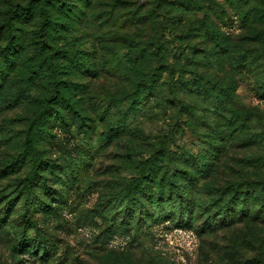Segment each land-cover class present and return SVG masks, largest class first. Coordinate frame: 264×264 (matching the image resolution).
<instances>
[{"label":"rangeland","instance_id":"374dc122","mask_svg":"<svg viewBox=\"0 0 264 264\" xmlns=\"http://www.w3.org/2000/svg\"><path fill=\"white\" fill-rule=\"evenodd\" d=\"M28 1L0 0V22L10 2ZM70 1L86 14L72 29L56 38L45 33L42 49L38 45L44 34H40L39 19L35 18L34 23L25 25L24 32L18 31L22 39L10 56L0 54V264H250L248 260L257 257L264 264V224L239 222L206 231L201 227L208 216L199 215L197 207L190 222L158 220L138 233L135 227L129 233L109 230L101 215L125 183L138 176L139 160L161 142L167 143L179 160L185 155L208 157L207 149L225 126H218L201 96L182 89V79L189 80L194 90L201 86L234 89L232 103L237 109L256 107L259 114L243 135L227 141L217 153L215 171L209 179L199 181L192 195L196 203L208 205L217 198L218 189L249 172L264 174V161H259L264 157V96L255 78L264 67V25L259 39H253L223 0H199L202 10L215 7L222 11L221 19L216 13L212 18L228 34L229 50L224 53L219 49L224 54L217 60L216 45L202 29L199 21L203 15L194 7L195 0H89L88 6L80 0ZM174 15H180V20ZM177 21L181 25L175 34H165L170 38L164 41L169 50L167 61L189 63L190 72L180 70L174 78L165 72L156 95L135 106L136 75L131 71L135 48L122 35L135 37L140 27L144 37H137L142 42L137 45H147L156 33L154 27L162 23L176 27ZM7 44L0 36V46ZM55 44L75 60L59 59L65 64L59 75L69 85L87 91L75 97L82 117L73 119L71 131L58 126L50 141L35 142L46 164L52 166L47 171L48 185L56 199L44 198L55 208L38 221L39 229L27 230L28 246L18 252L13 247L20 231L9 222L19 221L23 202L13 209L10 203L33 170L25 141L51 92L47 54ZM190 52L198 53L197 62L187 59ZM248 54L257 60L255 72L242 64ZM118 66L129 70L121 74ZM251 157L255 168L249 167ZM40 190L44 192L42 187ZM150 207L143 216L151 218L155 213Z\"/></svg>","mask_w":264,"mask_h":264},{"label":"trees","instance_id":"16d2710c","mask_svg":"<svg viewBox=\"0 0 264 264\" xmlns=\"http://www.w3.org/2000/svg\"><path fill=\"white\" fill-rule=\"evenodd\" d=\"M80 1L84 2L85 6L90 3L89 0ZM189 3L190 1L186 2L185 5ZM9 4L11 6L7 7L5 17L0 22V36L8 40L6 46H0V54L8 57L13 51L12 48L18 47L22 39L18 31L24 32L25 25L34 23L35 18L39 19L40 34H44L38 47L44 49L46 45L45 33L56 38L62 32L72 29L77 19H82V15H86L83 14L82 8L74 6L70 0H29L27 4L20 2H10ZM223 4L235 13L246 28L247 36L259 39L263 33L261 27L264 25V0H223ZM193 5L195 8L201 9L200 13L203 17L199 22L202 24V29L206 31H204L205 35L209 36L215 43L216 59L219 60L229 50L228 42H226L228 34L214 23L212 14L216 13L221 19L223 17L222 11L215 10V7L202 10L199 0H195ZM176 6H178L177 3ZM174 17L180 20V15H174ZM176 23L178 25L176 27H169L163 23V26L160 24L158 27H154L156 33L153 35V39L145 42L147 45H137L142 43L139 39L144 37L140 27H138V33L135 37L122 35L123 38L127 37L125 39L132 43L131 47L135 48V60L131 69L136 75V90L132 96L135 106H139L156 95L165 72L168 71L172 78L180 70L185 73L190 72L187 68L189 63L183 64L181 60H178L179 62L171 64L167 61L169 50L164 41L169 42L168 39L170 38H167L165 34L167 33L172 37L171 34L174 35L175 30L181 25L179 21ZM52 47L51 54H47L50 65L48 83L51 86V92L45 101L44 110L31 123L25 141L26 151L30 153L32 158L33 170L24 177L21 189L16 191L13 201L10 203V209H13L14 205L17 206L23 202L22 207L18 210L20 213L19 221L15 223L11 220L9 222L10 225H14L20 231L18 242L13 247L18 252L24 251L28 246L27 243L30 239L27 236V230L29 228L39 229L38 221L48 216L55 208V205L48 200L56 199L48 185L47 171L52 169V166L46 164L35 142L38 139L50 141V136L54 135L53 128L58 126L71 131L73 119L82 117L79 102L75 97L87 91L85 87L69 85L70 83L64 79V76L59 75L65 66L59 59H64L65 56L68 60H72V56L64 54L65 51H62L63 48L59 47V44ZM219 49H222L224 53H220ZM146 56L147 58L144 59ZM197 56L198 53L190 52L187 59L197 62ZM153 63H157L156 66ZM180 63L182 64L180 65ZM256 63L257 60L248 54L242 64H246L250 70L255 72ZM119 69L121 74L125 73V70H129L124 66H120ZM255 78L259 85L260 95L264 96V67L260 74L255 75ZM180 82H184L182 89L201 96L209 107L208 111L214 114L213 117L218 126L223 125L225 127L217 131L215 142H212L207 149L209 152L207 158H201L202 155L198 154V156L193 155L191 157L185 155L179 160V156L168 147L167 143L158 144L157 148L150 151L149 156L139 160L138 176L127 181L121 188L116 200L111 204L109 203L108 208L101 212L106 227L109 230L127 231L129 233L135 227V231L138 233L143 227L151 226L153 221L172 219V221L179 223H182L183 220L190 222L193 210L197 207L200 209L199 215L207 214L208 216L201 227L206 231L239 222L264 224V174L249 172L243 179L228 183L225 187L217 190V198L212 199L208 205L197 204L192 198L196 188L199 187V181L209 179L215 171L219 162V154L217 153L222 151L227 141L237 140L236 137L243 135L244 131L251 127V123L259 116L256 111L258 108L237 109L236 105L232 103L233 99L235 100L234 89L232 91L223 86H216L217 89L209 90L207 87L201 86L198 87V90H194L195 86L189 80L182 79ZM198 83L203 85L202 82ZM174 84L177 85V81ZM175 99L179 100L177 96ZM222 116L224 117L222 118ZM244 123L246 127H241ZM248 159L251 163L249 167L255 168V158ZM261 160L264 161L263 156L260 157L259 161ZM181 162L187 165L184 166ZM172 166H174V170L171 169ZM41 187L44 192L40 190ZM204 189H209V187L204 185ZM166 205H170L169 208H166ZM148 206H151V211L155 212L151 218L142 215L146 211L149 212ZM136 211L138 215L134 214ZM186 214L189 216L187 219ZM134 217H136V223L133 222ZM150 219L151 222H148ZM248 262L260 264L263 263V259L257 257L248 260Z\"/></svg>","mask_w":264,"mask_h":264}]
</instances>
